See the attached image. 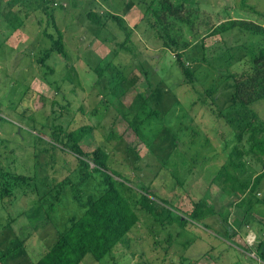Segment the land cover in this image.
Segmentation results:
<instances>
[{
	"label": "rangeland",
	"instance_id": "rangeland-1",
	"mask_svg": "<svg viewBox=\"0 0 264 264\" xmlns=\"http://www.w3.org/2000/svg\"><path fill=\"white\" fill-rule=\"evenodd\" d=\"M149 1L67 0L64 8L49 10L51 22L62 32L68 61L54 52L40 61L50 48L44 36L49 25L44 13L35 11L32 0L21 4L33 13L27 20L12 16L10 23H3L0 17V166L7 178H34L14 192L5 191L0 199V251L19 247L6 264H31L37 253L50 247L65 219L45 214L35 201L78 173L71 153L47 152L48 147L35 141L29 133L33 120L44 125L46 141L57 126L67 131L92 127V134L80 146L88 153L97 146L109 153L110 167L128 180L122 190L131 201L144 187L172 203L175 214L186 218L194 203L203 199L226 216L231 228L227 232L214 216L203 220L205 227L190 219L184 228L174 223L161 226L136 207V227L106 264H257L258 246L251 230L262 226L253 216L264 215V206L257 205L245 216L236 198L221 191L217 170L226 165L248 181L262 167L253 166L244 155L227 156L230 149L224 145L231 148L232 132L240 130L227 128L230 132L222 137L223 125H216L215 118L230 105L231 91L223 84L213 92L209 88L211 80L218 78L215 73L228 68L227 49L244 40L237 39V28L210 33L218 24L232 20L264 26V19L253 12L264 14V0H245L253 10L241 8L240 0H154L152 9L159 17L149 11L146 18L155 33L144 25L147 20L141 21L138 2L146 5ZM162 3L180 7L177 17L167 12L162 17ZM89 11L101 15L100 25L87 18ZM106 13L122 17L133 29L127 48L119 45L124 32ZM165 28L175 38V50L164 47L166 37L157 36ZM201 41L207 47L204 53L198 48ZM174 51L191 54L185 64L200 67L191 85L181 78ZM97 64L104 70L101 79L91 69ZM137 94L146 99L143 106L134 103ZM60 105L65 107L63 112ZM252 108L264 121V98ZM243 133L239 149L248 146V133ZM7 178L0 176V193ZM63 194L64 206L72 208V191ZM87 259L83 264H97Z\"/></svg>",
	"mask_w": 264,
	"mask_h": 264
},
{
	"label": "trees",
	"instance_id": "trees-1",
	"mask_svg": "<svg viewBox=\"0 0 264 264\" xmlns=\"http://www.w3.org/2000/svg\"><path fill=\"white\" fill-rule=\"evenodd\" d=\"M140 2H138L139 8H141L140 12L143 15L141 21L147 20L144 25L146 24L147 28L151 29L153 27H149V19L146 17L149 11H153L154 0H150L146 5H141ZM32 3H35V11H41L42 15L44 13L43 16L44 18L46 17L49 25L44 30V36L50 41V48L45 50V57L40 61L43 62L53 52L64 56L65 60L68 61L62 41V32L55 22L52 23L53 17L49 15V10L54 11L64 7H53L50 1L47 0H32ZM239 6L253 10L252 7L246 5L245 0H240ZM179 8L178 6L162 3V17H165L164 12H167L171 17H177ZM253 12L264 19V14ZM152 14L159 17L155 11ZM106 16L110 17L117 27L124 32V42L119 45L121 48H127L126 42H128V37L133 34V29L128 28L124 19L120 16L108 13H106ZM87 18L96 25L101 24L102 17L95 11H89ZM159 20L162 21L161 18ZM186 23L189 24L190 21L187 20ZM235 28H237V39L242 38L244 43L236 44L227 49L228 58L226 64L228 68L222 73H215L218 78L211 80L209 88L210 92H213V90H217L218 85L223 84L231 91L230 105L221 112L216 110L218 112L215 118L216 125H223L221 127L222 137L225 136L224 133L227 135L230 132L227 128L240 130L237 134L232 132L233 140H231V143H233L231 148L230 144L227 145L226 143L224 145L225 148L230 149L227 156L231 159L234 155L237 157L244 155L254 163L253 166L262 167L260 172H257L248 181L241 180L239 175L232 173L226 165L221 166L217 170L221 191L227 197H235L237 200L235 204L243 208L245 216H249L257 205L264 206V121L252 108L254 103L264 98V26L251 20L241 22L232 20L218 24L212 29L210 34L225 33ZM48 29H52V32H48ZM164 31V34L158 32L157 36L166 37L168 43L164 39V47L175 50L177 43L172 36L171 30L169 31V29L165 28ZM152 32H154V28ZM198 48L202 53L207 50V47H204V41H201V44L199 43ZM174 55L175 65L179 69L181 78L186 84L191 85L197 80L196 71L200 67H192V65L185 64L184 59L190 58L191 54H181L176 51ZM203 61L205 62V59ZM91 69L93 73H96L97 79L103 78L104 70L100 64ZM134 103L143 106L146 103V99L137 94ZM60 109L63 112L65 107L60 105ZM62 112L58 116H61ZM1 118L2 116L0 115V120ZM55 120H57V117L54 118ZM43 128H45L44 125L35 123L33 120L32 131L29 133L33 136L35 135V141L48 147V149H45L47 152L58 149L71 153L78 162V173H72L71 179L63 180L56 185L53 191H49L36 199L35 204L41 207L45 214L52 215L54 218L62 216L65 222L62 228L57 231V236L50 247L45 249V246V250L42 249L41 252L37 253L36 258L31 260V264H83L87 256L90 257L87 260L97 264H106V259L112 258L114 251L128 241L130 233L136 227L139 220L135 211L136 207L140 208L142 212L151 215L154 222L161 226L165 225V223H174L179 228H184L186 225L191 224L190 220H193L205 227L203 220L208 216H214L221 221L220 224L226 231L230 228L226 224V216L219 214L203 199H199L194 203L193 208L188 213V218L175 214L172 203L170 204L166 200H162V198H156V193L150 192L144 187L140 188L138 194H134V197L135 195L138 196L134 201H131L132 198H128L125 191L122 190L128 180L110 167L109 153L100 146L88 153L80 146V141L92 134V127L82 126L75 130L67 131V129L64 130L61 126H57L50 131L51 140L48 141L44 140L45 132H43ZM244 131L248 133L245 140L248 146L244 147L245 149H239L238 144L244 139ZM1 168L0 166V176L7 178V173ZM7 179L9 181L1 183L4 186V192L0 193V199H3L6 192L11 193L16 187L21 188L23 183L28 185V182L34 178L13 175ZM86 188H89L87 193L84 191ZM67 189L72 191L70 197L75 204H73L72 208L64 206L63 193ZM253 218L262 225H258V229L251 230L254 232L258 246L256 249V263L264 264V247L262 248L264 244V215L257 214ZM18 250L19 247H10L7 251H0V264H6V261L13 257ZM22 250L24 249L22 248Z\"/></svg>",
	"mask_w": 264,
	"mask_h": 264
},
{
	"label": "crops",
	"instance_id": "crops-1",
	"mask_svg": "<svg viewBox=\"0 0 264 264\" xmlns=\"http://www.w3.org/2000/svg\"><path fill=\"white\" fill-rule=\"evenodd\" d=\"M25 1L26 0H0L1 21L3 23L5 22L10 23L12 21L10 20L12 16L23 17V20H27L28 16L33 15V13L27 12L23 9L21 4H23ZM32 6H34L33 3Z\"/></svg>",
	"mask_w": 264,
	"mask_h": 264
},
{
	"label": "built area",
	"instance_id": "built-area-1",
	"mask_svg": "<svg viewBox=\"0 0 264 264\" xmlns=\"http://www.w3.org/2000/svg\"><path fill=\"white\" fill-rule=\"evenodd\" d=\"M47 1H50V4H52L53 7L59 8V6L61 7L66 6L67 0H47Z\"/></svg>",
	"mask_w": 264,
	"mask_h": 264
}]
</instances>
